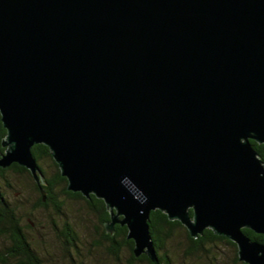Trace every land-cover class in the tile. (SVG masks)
<instances>
[{"label": "water", "instance_id": "1", "mask_svg": "<svg viewBox=\"0 0 264 264\" xmlns=\"http://www.w3.org/2000/svg\"><path fill=\"white\" fill-rule=\"evenodd\" d=\"M0 167L66 189L158 264L152 210L264 264V0H0Z\"/></svg>", "mask_w": 264, "mask_h": 264}, {"label": "trees", "instance_id": "2", "mask_svg": "<svg viewBox=\"0 0 264 264\" xmlns=\"http://www.w3.org/2000/svg\"><path fill=\"white\" fill-rule=\"evenodd\" d=\"M6 134L0 120V151L4 150L1 141ZM259 154L264 156V144H259L251 141ZM32 153L40 165L44 174L43 188L46 192L45 200H42L38 184L33 179L30 171L24 166L13 162L7 167H0V239L6 242L3 249H0V264H43L40 256L36 253L33 247L32 240L28 237L26 230L31 228V221L22 222L18 209L9 202L7 193L9 189L15 190L9 180L10 172L23 175L30 183L36 197L35 205L45 208L53 207L57 213H62L64 200L58 199L56 190L59 188L61 195L70 199L81 200L89 210L93 211L98 218L96 226L100 234V238L107 241L116 254L126 247L129 250V263L146 261L149 264H154L146 254H141L138 257L133 255L132 249L134 242L126 237L127 227L125 225L116 224L113 234L105 230L104 223L109 220V211L102 199L91 194L89 198L83 196L80 192L70 191L66 189V178L60 174L57 163L54 161L48 147L42 143L32 146ZM63 198V199H64ZM54 223V222H53ZM56 235L60 246L65 252L73 248L76 250L78 242V233L73 225L64 220L61 228L55 226ZM149 229L154 243L155 252L158 258V264H172L168 254V243L182 234L186 241L185 253L194 256L206 255L210 249H214L218 242L230 245L233 248L234 261L236 264H247L238 259L237 247L234 242L228 238L215 234L211 229L206 228L202 235L196 238L189 235L185 226L178 220H170L167 215L158 210H152L149 217ZM244 232L252 239L264 241V235L256 234L249 229L243 228ZM8 243V244H7Z\"/></svg>", "mask_w": 264, "mask_h": 264}, {"label": "rangeland", "instance_id": "3", "mask_svg": "<svg viewBox=\"0 0 264 264\" xmlns=\"http://www.w3.org/2000/svg\"><path fill=\"white\" fill-rule=\"evenodd\" d=\"M9 180L15 190L6 192L8 200L18 209L22 222L31 221V228L26 232L43 264H130L128 248L123 247L116 254L107 241L100 238L96 229L97 215L81 200L64 198L58 188V199L64 200V204L62 213H57L51 206L39 208L35 205L36 197L31 183L23 175L10 172ZM64 220L73 225L79 238L76 250L71 248L68 253L61 248L53 226L55 223L61 228ZM4 245L6 242L0 239L1 250ZM185 246L182 234L168 243L172 264H236L233 248L228 244L218 242L206 255L194 256L185 253ZM132 264L149 263L140 261Z\"/></svg>", "mask_w": 264, "mask_h": 264}, {"label": "flooded vegetation", "instance_id": "4", "mask_svg": "<svg viewBox=\"0 0 264 264\" xmlns=\"http://www.w3.org/2000/svg\"><path fill=\"white\" fill-rule=\"evenodd\" d=\"M261 155V154H260ZM262 157H264L263 155H261ZM247 229V228H246ZM250 230V229H249ZM250 231H252V230H250ZM253 232V231H252ZM253 233H255V232H253ZM256 234H261V233H256ZM263 235V234H262Z\"/></svg>", "mask_w": 264, "mask_h": 264}]
</instances>
